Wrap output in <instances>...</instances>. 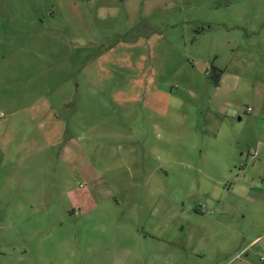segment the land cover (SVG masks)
Segmentation results:
<instances>
[{"label":"rangeland","instance_id":"obj_1","mask_svg":"<svg viewBox=\"0 0 264 264\" xmlns=\"http://www.w3.org/2000/svg\"><path fill=\"white\" fill-rule=\"evenodd\" d=\"M0 264H264V0H0Z\"/></svg>","mask_w":264,"mask_h":264},{"label":"trees","instance_id":"obj_2","mask_svg":"<svg viewBox=\"0 0 264 264\" xmlns=\"http://www.w3.org/2000/svg\"><path fill=\"white\" fill-rule=\"evenodd\" d=\"M218 81L216 80L215 83H217Z\"/></svg>","mask_w":264,"mask_h":264}]
</instances>
